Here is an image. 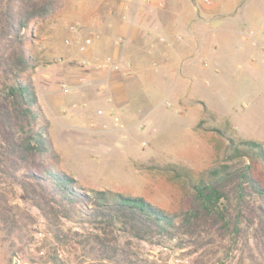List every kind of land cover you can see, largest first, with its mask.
Masks as SVG:
<instances>
[{
    "label": "rangeland",
    "instance_id": "374dc122",
    "mask_svg": "<svg viewBox=\"0 0 264 264\" xmlns=\"http://www.w3.org/2000/svg\"><path fill=\"white\" fill-rule=\"evenodd\" d=\"M73 1L60 0L53 13L35 21L28 31L30 41L26 42L34 63L31 82L53 150L51 163L56 169L73 177L82 190H110L139 197L171 215L187 209L194 185L209 181L208 169L224 162L249 163L253 176L264 185L262 161L231 158L232 148L244 150L243 142L247 140L260 144L264 151V0H209L210 6L233 1L241 9L235 18L220 16L207 22L209 31L203 30L199 39V43H206L205 49L195 50L188 59L194 72L192 87L178 90L185 101L176 99V89L167 79L149 84L144 91L148 97L146 106L131 121L135 127L126 130L121 129L126 123L118 119L117 108L105 99L101 113L84 114L83 118L63 110L69 107L68 102L57 105L58 98L65 99L77 91L72 89L81 78L86 82L82 87L88 86L86 95L90 92L95 96L99 91L98 96H103L87 80L92 71L81 65L88 63L79 61L84 45L75 47L69 35ZM238 32L249 35L247 40H242ZM106 65L109 67L105 63L99 71L105 70ZM63 84L68 85V90L62 88ZM95 122L101 132L93 131ZM102 123L106 124L104 128ZM0 191L16 205L19 232L26 245L15 241L14 248L22 253H16L12 262L51 264L49 255L55 248L68 264L89 262L80 247L72 249L55 241L44 217L18 187L0 181ZM62 228L82 231L78 224L66 220L62 221ZM1 237L0 264H9V241ZM126 239L130 238L121 237L122 242ZM130 240L132 250L166 264H193L196 255L190 253V247L170 250ZM249 248L241 236L225 237L207 246L202 260L204 264H251ZM26 254L43 262L18 259Z\"/></svg>",
    "mask_w": 264,
    "mask_h": 264
},
{
    "label": "trees",
    "instance_id": "16d2710c",
    "mask_svg": "<svg viewBox=\"0 0 264 264\" xmlns=\"http://www.w3.org/2000/svg\"><path fill=\"white\" fill-rule=\"evenodd\" d=\"M59 4L60 0H0V181L18 187L44 217L55 241L80 247L90 259L87 264H166L132 250L130 239L170 250L190 247L196 254L193 264H204L207 246L238 236L250 245L251 264H264V185L253 176L249 163L224 162L209 168L210 180L194 185L189 207L178 215L139 197L110 190L87 192L52 165L53 150L31 82L34 63L26 42L33 23ZM243 143L244 150L232 148L231 158L264 163L260 144ZM15 208L0 191V235L9 241V264H16L12 257L22 253L15 243L24 241ZM63 220L78 224L82 231L62 228ZM122 236L130 239L122 242ZM18 259L43 262L28 254ZM49 261L68 264L57 248Z\"/></svg>",
    "mask_w": 264,
    "mask_h": 264
},
{
    "label": "crops",
    "instance_id": "0c3cea01",
    "mask_svg": "<svg viewBox=\"0 0 264 264\" xmlns=\"http://www.w3.org/2000/svg\"><path fill=\"white\" fill-rule=\"evenodd\" d=\"M210 3L209 0L205 3L200 0H74L69 35L75 47L84 45L79 61L88 63L81 65L92 71L87 80L103 96H98L99 91L95 96L90 92L86 95L88 86L82 87L86 82L81 78L72 89L77 91L65 99L58 98L57 105L68 102L69 107L63 110H71V116L78 114L83 118L84 114L101 113L105 99L117 108L118 119L126 123L121 129L126 130L135 127L131 121L146 106L148 97L144 91L149 84L167 79L176 89V99L184 102L186 97L178 90L183 86L192 87L194 72L188 59L195 50L205 49L206 43H199V39L203 30L209 31L207 22L220 16L235 18V13L241 9L233 1L221 6H210ZM219 31L230 29L219 28ZM238 34L242 40H247L243 38L244 33ZM87 38L90 43L84 44ZM253 43L251 40L256 46ZM98 61H104L109 67L106 65L105 70L99 71L95 67ZM115 64L119 65L117 69L113 68ZM97 125L95 122L93 131L101 132ZM104 125L102 123L101 127Z\"/></svg>",
    "mask_w": 264,
    "mask_h": 264
},
{
    "label": "built area",
    "instance_id": "2783aa9c",
    "mask_svg": "<svg viewBox=\"0 0 264 264\" xmlns=\"http://www.w3.org/2000/svg\"><path fill=\"white\" fill-rule=\"evenodd\" d=\"M247 36H249V35L245 34V35L243 36V38L245 39ZM66 42H68V40H66ZM85 43H86V44L90 43V39H89V38L85 39ZM82 48H83V47H82ZM104 64H105V62H103V61H98V62L95 63V67H97V68H101L102 66H104ZM118 67H119L118 64H115V65L113 66V68H115V69H117ZM62 88H63L64 90H68V85L63 84V85H62Z\"/></svg>",
    "mask_w": 264,
    "mask_h": 264
}]
</instances>
